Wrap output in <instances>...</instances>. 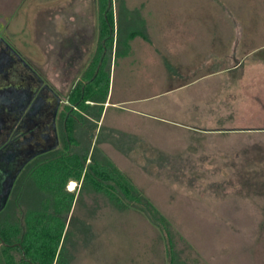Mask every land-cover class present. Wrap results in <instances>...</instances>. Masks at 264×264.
<instances>
[{
    "label": "rangeland",
    "instance_id": "374dc122",
    "mask_svg": "<svg viewBox=\"0 0 264 264\" xmlns=\"http://www.w3.org/2000/svg\"><path fill=\"white\" fill-rule=\"evenodd\" d=\"M113 5L115 56L100 66L97 78L107 86L113 72L116 98L124 84L129 97L150 96L183 83L167 75L188 63L194 68L187 91L192 104L186 112L182 109L183 118L174 119L210 132L188 133L158 118L129 120L110 108L107 123L127 121L125 125L138 127L145 142L153 143L126 144L135 133L95 127L84 115L97 117L96 108L84 112L81 107L84 115L77 116L85 137L76 150L82 168L78 173L75 169L77 178L68 175L66 181V190L73 193L68 213L65 205L61 219L54 220L40 210L43 196L19 191L0 214L1 231L14 241L26 239L34 259L43 250L42 260L44 254L51 256L50 249L57 250L53 264H169L170 238L173 264H264V0H113ZM72 12L80 14L73 21L85 18L94 27L95 39L101 35L99 0H0V21H5L0 39L44 67L45 52L37 45L47 47L49 31L68 25L71 18L65 15ZM51 15L58 20L52 29L46 26ZM179 25L195 31L190 32L194 38L188 55H178L181 48L171 38L172 56L162 55L165 31ZM209 28L227 31L221 34L227 42L207 40L220 35L209 34ZM209 56L212 63H207ZM49 65L54 68L52 61ZM213 71L221 72L211 76ZM123 73L130 74L125 81ZM71 128L75 133L73 122ZM104 162L116 165L143 190L173 234L169 229L166 235L147 214L120 206L94 186L92 163ZM71 182L75 191L69 190ZM11 254L18 256V251Z\"/></svg>",
    "mask_w": 264,
    "mask_h": 264
},
{
    "label": "flooded vegetation",
    "instance_id": "af4514ba",
    "mask_svg": "<svg viewBox=\"0 0 264 264\" xmlns=\"http://www.w3.org/2000/svg\"><path fill=\"white\" fill-rule=\"evenodd\" d=\"M83 21H70L65 27L59 24L49 31L47 47L37 45L45 52L44 67L0 39V201L8 194L0 214L19 191H31L35 197L41 195L40 207L47 201L51 207L54 197L48 191V182L45 188L39 186L35 174L40 166L58 158L65 145L71 144L70 121H74L77 137H85L77 116L84 113L76 99L81 102L86 91L90 93L96 88L100 66L112 56L114 34L102 28V36L95 39L94 27L89 28L85 18ZM86 104L90 108L95 106ZM84 116L87 123L96 122ZM66 186L67 182L63 189L68 192Z\"/></svg>",
    "mask_w": 264,
    "mask_h": 264
},
{
    "label": "trees",
    "instance_id": "16d2710c",
    "mask_svg": "<svg viewBox=\"0 0 264 264\" xmlns=\"http://www.w3.org/2000/svg\"><path fill=\"white\" fill-rule=\"evenodd\" d=\"M100 5V11L103 19V30L107 33H113L114 34V9H113V0H99ZM111 42V39L109 40ZM105 96V95H104ZM100 97L97 94H94V96L88 95L83 96L81 102L78 101V107L79 109L82 107L84 112H89V106L86 104L87 100L94 99L97 103H104L102 99L104 100L105 97ZM96 110L98 111L97 117H95V124L97 127L98 122H100L103 106L97 105L94 106ZM82 111V110H81ZM71 122L74 123V121L69 122V139L71 144L65 145L64 151L58 153L60 156L58 158H54L46 166H40L38 168L39 171L36 172L35 176L37 179V184L41 187H44V185L48 184V191H50L53 194L54 202L51 207H49L48 201L42 204L40 207V210L43 215L45 213H50L48 215H51V218L54 220H57L60 218L62 213V210L65 205H67V213L70 209V204L67 203V201L72 202L73 194L71 192H66L63 189L64 183L69 179L70 176H75L74 171L77 170V173L81 171V166L79 164V156L81 153H78L79 150H76L78 146L81 145L79 141H81L78 137H75L74 130L71 128ZM114 133V132H113ZM113 136V135H112ZM82 142V141H81ZM89 152V151H88ZM87 157L84 156L82 160L86 161ZM101 160V159H99ZM81 162V161H80ZM91 162V161H90ZM103 165H94V169L96 168L97 174L94 181V186L97 187V189L102 190L105 194L109 195V197L115 199L120 206H124L127 208H133L137 209L149 217L153 223L161 227L163 233L167 235V230L170 229V234H173L171 230V224L170 222L158 214V211L156 207L151 203V201L147 198L145 193L142 189H140L130 177H128L126 174H124L116 165L113 163H102ZM101 167V170H100ZM88 172H86L87 175ZM67 175V176H66ZM85 175V176H86ZM76 177V176H75ZM78 177V176H77ZM76 177V178H77ZM105 177V178H104ZM104 178V179H103ZM105 181V182H103ZM105 183V184H102ZM111 184L113 186H111ZM45 188V187H44ZM62 198V200H60ZM66 203V204H65ZM45 205V206H44ZM50 212H48V210ZM47 210V212H46ZM150 215V216H149ZM42 217V216H41ZM44 217V216H43ZM42 217V218H43ZM61 219V218H60ZM62 226V225H61ZM60 226V227H61ZM52 231V228H50ZM50 231V235L52 234ZM46 235H49L48 232H46ZM49 235V236H50ZM61 236V234H60ZM56 239V238H55ZM61 239H57V246L58 242ZM11 246L10 248L7 247L4 243ZM16 242V243H15ZM19 244L12 248V244ZM26 239L24 240L19 237L18 239L12 240L9 238L8 235L3 233L0 229V264H53L54 258L56 256L57 250L53 252L51 251V256L48 254H44L45 258L42 260V254L45 253L43 250L41 252V258L40 259H34L30 257L29 255V247L26 244ZM168 244V255H169V264H173V256L172 253L174 252V241L172 238H170L167 241ZM14 251H18V256L11 254ZM23 252H25V257L23 256ZM170 252V254H169ZM22 254V255H21ZM42 260V262H41Z\"/></svg>",
    "mask_w": 264,
    "mask_h": 264
},
{
    "label": "crops",
    "instance_id": "0c3cea01",
    "mask_svg": "<svg viewBox=\"0 0 264 264\" xmlns=\"http://www.w3.org/2000/svg\"><path fill=\"white\" fill-rule=\"evenodd\" d=\"M113 9H114V18H115V7L113 5ZM81 10H79L80 12ZM69 15V16H68ZM77 15H80L77 12H72L69 14H66L65 16L68 18L70 17L71 19L69 21H73L72 18L76 17ZM85 17V16H84ZM58 20L56 19H52V15H51V19L50 22L48 24H46V26L51 27H55L56 22ZM5 21L1 22L0 24H4ZM68 22V21H67ZM66 22V23H67ZM115 24V23H114ZM115 26V25H114ZM52 29V28H51ZM191 27L190 26H184V25H179V26H174L171 29H169L167 32L165 31V33L167 34V37L165 39V46H163V50H162V55L167 54L168 56H172L171 54V50H170V45H173L172 41L170 42L169 39L171 38L175 44V46L180 47L181 49H179L178 55H180L182 57V55H188L189 52V46L191 41H193L194 35L190 36V32H195L194 30H190ZM222 28H219V30H217V32H215L214 30H211V28L208 29V33H219L220 35H214L212 36L209 35V37H207V40H209L210 42H212V40H216L217 42H220L222 40L226 41L228 40V37L222 36V33H227V31L225 30H221ZM234 32H237L236 28H232ZM206 30L203 29V32H205ZM172 32V33H171ZM173 33L176 34V37L174 38L172 35ZM172 34V35H170ZM166 36V34H165ZM206 40V38H205ZM174 46V45H173ZM115 56V49H114V44H113V49H112V56L111 59L113 61ZM149 56V55H148ZM210 59V56L207 57ZM211 61H207V63H212V59H210ZM226 63V61L224 62V64ZM188 63H180L179 65H177V71L176 72H172V71H168L169 75H167L169 78H178L179 80H182L183 83L178 84L175 87H171L169 89H166L165 91H163L162 93L156 94V95H150V96H142V97H132V96H127L126 95V90L127 87L125 86V84L122 86V88L118 89V94H117V98L115 97V87L112 88L111 86V77L113 76V72H110V79L108 82V85L106 86L105 82L103 81V79H96V88L94 89V91L92 92H88L86 91L83 96H94V94H98L101 98L104 96L105 99L102 101H104V103H97L96 101H94V99L91 100H87L86 103H90V104H95V106L97 105H102L103 106V110H102V115H101V119L100 122H98L99 128L100 126L103 127H107L109 129H114L116 131L122 132L123 134H130V133H135L136 138H141L143 139L140 134V130L138 129L137 126H128L125 125L127 121H109L107 123V114L110 110V108L119 111L120 113H124L126 115L127 119H131V118H135V117H142V119L144 118H153V119H160L162 121H169L173 124H177L182 126L186 131H188V133L190 131L192 132H205V133H209L210 131L204 130L203 127H199V126H194L193 124H185V123H179V121H176V119H174V117L176 116L177 118L181 117L183 115L184 112H186L187 108L189 107L190 104H192V102H189V98H188V88L190 86V84L193 82L191 80H193L191 76L194 75V68L189 69ZM221 71H213L212 73H210V75H217L219 74ZM100 75H102L101 73H99ZM193 74V75H192ZM130 74H126L123 73L122 74V78L124 79L123 81L126 80V78L129 76ZM100 77V76H98ZM105 91L104 93H101V91ZM102 95H101V94ZM159 96H164V97H168L165 98L162 102H156ZM180 107H182L180 109ZM182 109H184L182 111ZM181 110V112H180ZM155 112V113H154ZM157 112H160V114H162V117L159 118L158 115H156ZM172 115V117H171ZM178 115V116H177ZM169 116V117H168ZM171 117V118H170ZM183 118V116H182ZM203 129V130H202ZM132 132H131V131ZM136 131V132H135ZM186 133V132H184ZM139 135V136H138ZM128 138V137H127ZM134 138H128V142L126 144H135V145H139V144H153L151 141H147L145 142H134ZM107 143V142H106ZM110 141H108L107 144H109ZM114 144V142H111Z\"/></svg>",
    "mask_w": 264,
    "mask_h": 264
},
{
    "label": "water",
    "instance_id": "95a60500",
    "mask_svg": "<svg viewBox=\"0 0 264 264\" xmlns=\"http://www.w3.org/2000/svg\"><path fill=\"white\" fill-rule=\"evenodd\" d=\"M7 199H8V194H7V196H5V198L3 200L0 201V212L5 208ZM4 244L7 245L6 243H4ZM16 245H19V244H15V245H12V246H16ZM23 256L25 257V252H23Z\"/></svg>",
    "mask_w": 264,
    "mask_h": 264
},
{
    "label": "bare ground",
    "instance_id": "6f19581e",
    "mask_svg": "<svg viewBox=\"0 0 264 264\" xmlns=\"http://www.w3.org/2000/svg\"><path fill=\"white\" fill-rule=\"evenodd\" d=\"M75 182H71L69 186V190H74Z\"/></svg>",
    "mask_w": 264,
    "mask_h": 264
}]
</instances>
